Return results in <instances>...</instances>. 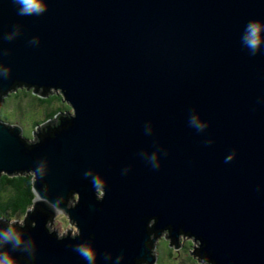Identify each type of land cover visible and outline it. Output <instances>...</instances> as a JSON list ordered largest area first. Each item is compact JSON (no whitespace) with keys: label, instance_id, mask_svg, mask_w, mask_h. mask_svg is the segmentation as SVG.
Returning <instances> with one entry per match:
<instances>
[{"label":"water","instance_id":"95a60500","mask_svg":"<svg viewBox=\"0 0 264 264\" xmlns=\"http://www.w3.org/2000/svg\"><path fill=\"white\" fill-rule=\"evenodd\" d=\"M44 3L19 16L0 0V176L32 174L35 193L22 225L0 222V239L20 235L0 253L87 264L73 251L87 242L95 264H155L161 236L175 248L185 236L204 263L264 264V46L252 56L241 42L248 21L264 23V0ZM22 88L61 92L73 113L29 139L1 118ZM190 117L209 127L198 132ZM90 169L107 184L102 199ZM57 200L75 235L48 227Z\"/></svg>","mask_w":264,"mask_h":264},{"label":"clouds","instance_id":"9594fccd","mask_svg":"<svg viewBox=\"0 0 264 264\" xmlns=\"http://www.w3.org/2000/svg\"><path fill=\"white\" fill-rule=\"evenodd\" d=\"M16 5H19L17 15L19 16H39L41 13L45 12L48 6L44 3V0H12ZM241 42L249 50V54L252 56L261 53V47L264 46V23L257 20H250L244 27L243 34L241 36ZM7 76L5 77V79ZM190 126L194 127L198 132H204L209 127V122L201 121L197 117H190L189 119ZM205 144L210 145L214 143L213 140L207 139L204 141ZM167 150H164L163 156H167ZM237 155L235 151L230 153L225 158V163L231 162L234 157ZM148 162L151 165L153 170H159L162 162L159 159V154L154 152L148 156ZM129 168H125L122 172V175H127ZM34 173L37 171H42L41 168L34 169ZM86 178L91 177L89 182L93 185L94 193L98 199H102L105 196L106 192V182L101 179L97 174L92 175V170L90 169L87 172H84ZM260 190L259 188L257 189ZM38 199V197H37ZM60 200L55 201V203L50 204V207L54 212L61 211L59 208ZM8 241H14L12 250L15 251L20 245V235L17 232L9 229L3 233V238L0 239V244L6 243ZM73 251H75L82 259H84L87 264H95L97 253L95 248L89 243H80L73 246ZM2 259H0V264H15L13 257L9 254L8 251L0 253Z\"/></svg>","mask_w":264,"mask_h":264},{"label":"rangeland","instance_id":"374dc122","mask_svg":"<svg viewBox=\"0 0 264 264\" xmlns=\"http://www.w3.org/2000/svg\"><path fill=\"white\" fill-rule=\"evenodd\" d=\"M51 95H58L63 98L61 92L58 91L53 90ZM37 97L38 96L36 95V98ZM63 103L68 105L65 100ZM58 108L65 109L64 106L59 105V103L58 105L51 106L46 109L45 104H40L38 100H35L32 97H8L2 106L1 118L11 124L19 125L23 130L24 136L30 139L33 138V130H35L33 124L36 121L43 120L47 111H50L51 109L53 111ZM68 112L71 114L73 113V110L70 108ZM24 219L25 216L14 218L12 221H9L8 226H12L11 223L15 221H18V224L22 225L24 223ZM48 227L52 231H56L60 236H64L68 233H71L72 235L78 233L76 225L71 223L68 216L62 211H57L54 220L49 222ZM180 241L182 242L181 245L183 247L179 246L178 248H175L170 246L166 237L161 236L156 243L155 264H195L196 261L192 262L188 257V254L190 256L193 255L192 251L194 247L198 246L197 243H192V239L185 236L181 237ZM200 263L204 262L201 261Z\"/></svg>","mask_w":264,"mask_h":264},{"label":"trees","instance_id":"16d2710c","mask_svg":"<svg viewBox=\"0 0 264 264\" xmlns=\"http://www.w3.org/2000/svg\"><path fill=\"white\" fill-rule=\"evenodd\" d=\"M33 95V91H28L26 88L24 91L19 89L9 97H32L33 99L38 100L40 104H45L46 109L50 108L51 106L58 105V103L65 108H58L53 111L52 108L50 111H47L43 120L36 121L33 124L34 128H36L38 124H42L49 120L54 121L61 114H69L68 111L70 110V106L63 103L64 100L61 96L50 94L49 97L46 98H36V96ZM34 198L35 193L33 190V175L29 174L9 177L3 174L0 176V222L7 221L9 223V221H12L14 218L25 216L27 211L33 206ZM191 257L193 262L196 261V264H208L206 262L200 263V259H197L193 256Z\"/></svg>","mask_w":264,"mask_h":264},{"label":"flooded vegetation","instance_id":"af4514ba","mask_svg":"<svg viewBox=\"0 0 264 264\" xmlns=\"http://www.w3.org/2000/svg\"><path fill=\"white\" fill-rule=\"evenodd\" d=\"M24 90H26V88H22L21 89V91H24ZM28 91H31L32 92V90H28ZM34 96V95H33ZM181 240V239H180ZM182 244V242L180 241V243H179V246H182L181 245ZM183 247V246H182ZM188 257L191 259V261L193 262V259H192V257L188 254ZM196 264V263H195Z\"/></svg>","mask_w":264,"mask_h":264},{"label":"bare ground","instance_id":"6f19581e","mask_svg":"<svg viewBox=\"0 0 264 264\" xmlns=\"http://www.w3.org/2000/svg\"><path fill=\"white\" fill-rule=\"evenodd\" d=\"M6 101V100H5Z\"/></svg>","mask_w":264,"mask_h":264}]
</instances>
